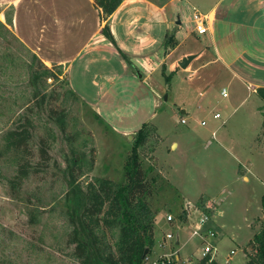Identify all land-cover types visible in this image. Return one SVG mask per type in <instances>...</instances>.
<instances>
[{
    "label": "rangeland",
    "instance_id": "obj_1",
    "mask_svg": "<svg viewBox=\"0 0 264 264\" xmlns=\"http://www.w3.org/2000/svg\"><path fill=\"white\" fill-rule=\"evenodd\" d=\"M9 1L0 0V264H77L64 212L68 188L54 163L64 168L65 155H70L73 149L77 159L84 156L86 163H91V166L84 164L79 176L85 189L96 179L122 183L124 165L137 131L144 124H148V137L140 149L141 161L159 181L153 206L157 212L154 226L158 243L148 261L174 253L175 264H198L205 245L201 235L193 234V223L203 214L212 216L217 207L215 220L224 228L225 235H218L213 244L221 263L246 264L248 251L249 255H256V245L251 241L264 224V105L260 111V98L235 79H218L217 70L208 65L202 70L207 95L198 100L190 94L193 108L188 109L189 115L175 105L178 104L175 93L167 94L157 106L155 95L148 90L132 99V89L121 97L123 102L114 111L105 107L103 113L71 92L64 66L47 65L16 36L15 14L19 35L32 34L34 39L41 35L44 21L37 12L40 6L30 4L35 11L32 19L27 14L26 0H14L20 4L15 13L13 6L6 8ZM190 14L186 11L184 15L189 18ZM256 47H260L259 42ZM35 56L57 75L42 86L48 93L47 110L67 111L69 138L50 120L46 109L35 106L30 69L42 71ZM197 64L202 62H196L194 67ZM189 78L188 73L180 76L181 104L189 98V93L182 90L195 84ZM223 88L228 90L227 98L221 95ZM218 111L222 118L215 120ZM24 116L32 119L35 126L29 159L37 172L14 187L17 165L2 152V147L5 133ZM184 118L187 124H182ZM203 120L207 121L206 126H201ZM214 131L219 133L218 138L213 137ZM41 137L47 140L52 157L48 168L40 160ZM172 142L177 147H172ZM241 164L249 180L244 179ZM174 177L176 181H172ZM188 206L200 209L201 214L193 223L181 225L185 221L180 219L188 216ZM169 214L175 221L165 232H172L176 240L163 248L159 242L164 237L163 222ZM33 215L36 223L31 222ZM211 221L214 222V217ZM178 235L181 245L176 244Z\"/></svg>",
    "mask_w": 264,
    "mask_h": 264
},
{
    "label": "crops",
    "instance_id": "obj_2",
    "mask_svg": "<svg viewBox=\"0 0 264 264\" xmlns=\"http://www.w3.org/2000/svg\"><path fill=\"white\" fill-rule=\"evenodd\" d=\"M26 2L29 5L27 14L32 19L35 11L30 4L40 6L35 8L44 21L40 29L43 32L35 39L32 34L19 35L15 14L16 36L47 65L64 66L71 90L92 108L102 109L103 113L105 107L114 111L121 105V97H126V93L133 90L132 99H136L142 91L148 90L155 95L157 106L167 94L175 93L174 100L178 102L175 105L188 114V109L193 108L192 96L203 100L207 95L202 70L208 65L217 70L215 76L218 79H235L254 94L264 87V0H123L109 17L103 16L94 0ZM19 5L11 0L6 8L13 6L15 13ZM196 9L211 16L206 35L197 33L191 17L184 15L186 11L193 14ZM106 25L108 34L103 31ZM257 42L260 47L254 48ZM189 56L194 59L186 69L181 68L180 62ZM198 61L202 64L194 67ZM182 73H188L190 81L195 83L182 90L189 93L184 104H181V93L178 92L179 81L182 86ZM263 105L262 101L260 111ZM218 134L217 131L215 135L212 133L214 138H218ZM175 145L177 147L172 142V147ZM244 169L243 177L249 180ZM173 180L176 181L175 177ZM218 208L211 216L214 222L211 221L206 229L212 228L217 236L223 237L224 228L215 220ZM199 214L200 209L193 207L188 210V220L179 224L189 225ZM163 225L164 237L159 244L168 246L176 237L166 241L165 235L172 232L165 231L171 224L165 220ZM155 240L157 244V237ZM176 244L181 245L179 235ZM214 257L222 264L217 251Z\"/></svg>",
    "mask_w": 264,
    "mask_h": 264
},
{
    "label": "trees",
    "instance_id": "obj_3",
    "mask_svg": "<svg viewBox=\"0 0 264 264\" xmlns=\"http://www.w3.org/2000/svg\"><path fill=\"white\" fill-rule=\"evenodd\" d=\"M123 0H94L103 16H111L121 5ZM108 34V26L103 28ZM168 39L170 37L168 36ZM37 56V55H36ZM35 56L36 60L40 59ZM42 71L30 69V84L34 86L35 106L48 111V117L60 128L63 136L67 133V111L65 109L47 110L48 93L43 84L55 77L53 70L41 63ZM167 80L168 77H167ZM73 93V91L71 90ZM264 102V87L256 91ZM75 96L76 94L73 93ZM45 111V112H46ZM148 124H144L137 131L132 145L131 154L124 165V181L113 183L105 179H96L85 189L79 182L83 173L85 157L79 159L72 149L70 155H65V167L57 162L56 169L62 172L67 186L64 200L65 215L69 220V243L74 246L73 257L77 264H147V258L155 246V196L158 194L159 181L143 167L140 149L146 143ZM264 128V123H263ZM35 126L32 119L24 116L4 135L5 145L2 152L10 156L16 166V177L12 181L14 187L22 183L32 173L37 172L32 165L30 144L34 140ZM40 160L43 167L48 168L50 160L49 145L43 137L38 140ZM41 165V164H39ZM264 204V197H263ZM264 206V205H263ZM182 217V216H181ZM187 221V217H183ZM31 222L36 223L35 216ZM113 236V237H112ZM112 238V242L110 241ZM256 245V255H249L246 264H264V224L251 241ZM198 264H218L211 256L203 257Z\"/></svg>",
    "mask_w": 264,
    "mask_h": 264
},
{
    "label": "built area",
    "instance_id": "obj_4",
    "mask_svg": "<svg viewBox=\"0 0 264 264\" xmlns=\"http://www.w3.org/2000/svg\"><path fill=\"white\" fill-rule=\"evenodd\" d=\"M191 23L193 24L194 30L199 33L200 35H206L209 32V25L211 21V16L209 14H203L199 10H194L191 19ZM221 95L224 98L228 97V90L226 88H223L221 91ZM222 118L221 113H215L214 119L219 120ZM182 124H187V119L184 118L181 120ZM202 126L207 125V121L203 120L201 121ZM216 134V131L213 132V135ZM191 209L186 207V210ZM167 223L172 224L175 221V218L172 214H169L166 218ZM211 221V215L210 214H203L202 217L199 219V221L196 223L195 228L193 230L194 235H201L203 244L205 245L204 251H203V257L205 256H211V260H213L215 257V252H216V247L213 244L214 239L217 237V233L214 229L212 228H207L209 222ZM205 229V230H204ZM175 238V235L173 233H168L165 235V240L166 241H172ZM162 247H166L167 245L162 244ZM176 254L174 253H166L159 258L152 260V261H147V264H175V260L173 257ZM189 264H193L190 262Z\"/></svg>",
    "mask_w": 264,
    "mask_h": 264
},
{
    "label": "water",
    "instance_id": "obj_5",
    "mask_svg": "<svg viewBox=\"0 0 264 264\" xmlns=\"http://www.w3.org/2000/svg\"><path fill=\"white\" fill-rule=\"evenodd\" d=\"M194 59V56H189V57H186V58H184L181 62H180V64H179V66L181 67V68H183V69H186L188 66H189V64L191 63V61ZM167 98V97H166Z\"/></svg>",
    "mask_w": 264,
    "mask_h": 264
}]
</instances>
